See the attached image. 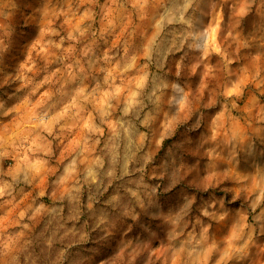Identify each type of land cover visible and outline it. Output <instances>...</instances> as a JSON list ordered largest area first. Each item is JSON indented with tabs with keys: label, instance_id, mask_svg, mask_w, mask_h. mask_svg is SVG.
Instances as JSON below:
<instances>
[{
	"label": "rangeland",
	"instance_id": "1",
	"mask_svg": "<svg viewBox=\"0 0 264 264\" xmlns=\"http://www.w3.org/2000/svg\"><path fill=\"white\" fill-rule=\"evenodd\" d=\"M0 264H264V0H0Z\"/></svg>",
	"mask_w": 264,
	"mask_h": 264
},
{
	"label": "trees",
	"instance_id": "2",
	"mask_svg": "<svg viewBox=\"0 0 264 264\" xmlns=\"http://www.w3.org/2000/svg\"><path fill=\"white\" fill-rule=\"evenodd\" d=\"M191 191H194V193H196L197 197H201L202 192H200L199 190L196 189H190Z\"/></svg>",
	"mask_w": 264,
	"mask_h": 264
}]
</instances>
